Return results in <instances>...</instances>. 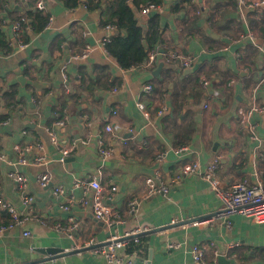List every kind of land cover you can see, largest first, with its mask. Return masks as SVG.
<instances>
[{"label":"crops","instance_id":"0c3cea01","mask_svg":"<svg viewBox=\"0 0 264 264\" xmlns=\"http://www.w3.org/2000/svg\"><path fill=\"white\" fill-rule=\"evenodd\" d=\"M2 1L12 17L34 4ZM44 1L52 22L40 32L30 31L26 46H19L10 19L3 26L13 39L10 53L0 52V86L18 93L10 122L0 127L5 155L0 158V197L32 217L23 226L0 231V264L47 261L48 255L38 250L48 247L64 250L49 256L59 264H108L93 247L138 227L151 229L141 233L140 243L117 249L125 258L134 254L137 264H144L150 249L152 264H197L192 253L196 244L209 264H223L220 256L230 260L227 264H264V224L240 214L230 225L213 222L220 202L210 183L195 174L178 178L187 163L197 161L205 168L219 158L217 174L224 188L244 179L264 181L263 121L257 114L245 123L240 113L255 103L264 106V8L248 6L256 0H162L156 12L140 14V0H129L145 33L149 16L160 15L162 43L150 65L123 69L99 47L104 38L120 32L101 24L115 11V0H79L76 7L65 0ZM89 2L100 6L91 8ZM88 46L93 50L82 57ZM173 50L193 55L192 67L170 62L166 54ZM148 84L153 90L145 92ZM139 102L145 103L148 115ZM64 115L66 125L57 127L55 122ZM108 124L112 132L105 129ZM50 129L56 131L57 142ZM101 137L114 148L105 162L99 153ZM33 142L44 144L46 163L15 166L14 146ZM67 147L72 152L63 160L61 149ZM180 147L186 149L180 152ZM163 151L167 154L159 162ZM101 165L105 196H112L107 203L123 222L108 225L76 203V232L69 236L57 230L58 224L69 223L70 213L54 193L55 185L63 184L80 198L76 179L94 175ZM156 170L169 189L148 195L146 180ZM44 171L52 176L46 187L37 180ZM9 172L27 177L30 204H23ZM112 185L118 187L116 192L110 191ZM132 200L138 202L133 213ZM88 240L95 244L73 250ZM172 242L180 246L169 247Z\"/></svg>","mask_w":264,"mask_h":264},{"label":"built area","instance_id":"2783aa9c","mask_svg":"<svg viewBox=\"0 0 264 264\" xmlns=\"http://www.w3.org/2000/svg\"><path fill=\"white\" fill-rule=\"evenodd\" d=\"M34 2V7L39 10H45L46 3L44 0H32ZM250 8H264V0H256L248 4ZM160 5L155 2H148L146 6L141 8L140 14H148L152 12H156L159 9ZM52 17L50 16L46 27L50 25L52 22ZM107 28H113L108 26ZM20 31V23L17 22L14 24V32L19 34ZM251 38H254V34H249ZM109 37L104 38L100 43L99 47H101L104 52L107 51V43L109 42ZM12 46V42L9 44ZM19 46L24 47L26 43L19 41ZM93 50L92 46H88L82 54V57H87L89 53ZM159 54V50L153 49L149 51L148 59L145 64L150 65ZM168 60L170 62L178 63L183 68H190L194 64V56L184 54L178 50L170 51L166 54ZM64 80H67V74L63 72ZM204 85L208 84V81L205 79L202 81ZM153 90V86L148 84L144 87L145 92H150ZM67 91L71 92V88L67 87ZM139 107L148 115L146 110V105L144 102L138 103ZM207 107V106H206ZM166 108L163 107L159 110V114H163ZM264 112V106H260L257 103L253 104L251 107L247 109H242L240 111L242 120L246 123H250V119L257 114H261ZM10 118L8 117L6 120H0V127L6 125L10 122ZM68 116L64 115L60 117L55 125L57 127H64L67 123ZM106 131L112 132L113 128L111 124L106 125ZM133 132V129H130ZM49 134L51 139L55 142L58 141V136L54 129L49 130ZM255 139H260L257 135H254ZM127 141V140H125ZM15 151L17 152V159L14 162L15 166L32 164V165H41L46 163V155H45V146L41 142H33L28 143L24 146L15 145ZM186 147L178 148V151L182 152ZM63 160L71 155L72 148H62ZM99 153L101 156L102 162H105L112 154L114 153V148L111 144H105L102 137L100 139V147ZM167 152L163 151L158 154V161H163ZM4 153L0 150V158H4ZM219 166V158L213 159L211 162L207 164L204 168L200 162L194 161L191 163H187L183 166L178 178L190 176V175H201L203 179L207 180L212 189L216 192L219 198V208L215 212L212 217V221H221L230 225L231 219L234 215L240 214L253 222L263 223L264 224V181L257 177L254 180H240L233 184V186L229 189L224 188L221 183L217 170ZM103 175V165H101L97 172L88 177V178H80L76 179L74 183V188L78 189L81 192V197L78 198L76 193L73 190H67L63 184H57L54 187V193L59 196L62 201L63 208L70 213L68 217V224L61 225L58 224L56 226L57 230L72 236L74 232L78 229V222L76 221L75 216L72 214L73 206L76 203H81L85 208H90L91 215L94 216L97 220L106 222L108 225H113L117 223L123 222V218L117 209L112 207L107 203L108 199H112V196L109 194L105 196V189L101 183V178ZM8 176L12 178L19 190L21 191L23 204L28 205L33 201V197L30 196L27 192L28 190V182L27 177L24 174L19 172H9ZM38 182L41 186L46 187L50 183H52L51 173L48 171L41 172L37 178ZM178 180V179H176ZM175 180V181H176ZM148 185V195L154 194L156 192H163L164 194L168 192L169 187L164 184L159 175V170H156L155 173L147 178L146 180ZM118 190L117 186L112 185L110 187L111 192H116ZM138 206V202L136 200H132L129 203V211L133 213ZM0 208L2 210H8L11 213V216L14 219V222L7 225L2 226L0 231H4L10 229L14 226H23L25 223L32 217L29 214L22 213L15 205L11 204L7 200L0 197ZM173 223H176L173 220ZM151 228L148 227H138L132 231L126 232L122 236L113 235L110 236L103 244L95 245L92 249V252L96 255H102L105 257L108 264H137L136 256L131 254L127 258L118 253L117 249L119 247L129 246L132 243H140L141 241V233L149 230ZM25 236L30 235V231L24 232ZM95 243L93 240H88L84 242L83 246L80 244H75L73 246V250H81L86 246H93ZM180 246L177 242H172L169 244V247L178 248ZM193 258L197 264H209L205 260V252L203 248L196 244L192 248ZM28 264H59L56 260H47V261H34Z\"/></svg>","mask_w":264,"mask_h":264},{"label":"trees","instance_id":"16d2710c","mask_svg":"<svg viewBox=\"0 0 264 264\" xmlns=\"http://www.w3.org/2000/svg\"><path fill=\"white\" fill-rule=\"evenodd\" d=\"M118 4L115 11L107 19H102L103 26L116 27L120 32L109 37L107 43V51L112 55L123 69H129L146 63L149 51L156 49L162 43L161 20L159 14L150 15L149 29L145 33L143 27L135 17L133 9L129 4V0H115ZM71 6L79 5V0H65ZM141 2V3H140ZM140 7L145 6L148 2H155L160 5L162 0H140ZM91 8L99 7L98 3L92 4ZM29 5V9L23 13H17L12 17L8 8L4 5V1L0 0V52L10 53V42L12 34L3 32V26L9 22L14 26L16 22L20 23L19 34L14 37L23 43H28L31 39V32H40L48 23L50 15L44 10H39ZM177 10V7H174ZM6 12L4 15L2 13ZM12 26V27H13ZM126 30L127 34L122 35L121 31ZM31 31V32H30ZM18 90L14 87L5 88L0 86V120H5L10 116L11 110L16 106ZM14 222L11 213L3 210L0 217V228Z\"/></svg>","mask_w":264,"mask_h":264},{"label":"water","instance_id":"95a60500","mask_svg":"<svg viewBox=\"0 0 264 264\" xmlns=\"http://www.w3.org/2000/svg\"><path fill=\"white\" fill-rule=\"evenodd\" d=\"M258 117H260L263 121L262 123V126L264 127V114H258ZM12 169L15 170L14 167H11ZM39 252L45 254V255H48V257L46 259H51V258H55L54 256L52 257H49L50 255H55V254H58V253H62L64 250L63 249H60V248H56V247H48V248H39L38 250ZM220 261L223 263V264H227V263H230V260L227 259L226 257L224 256H220L219 257ZM153 263V249H150V254H149V257L148 259L144 262V264H152Z\"/></svg>","mask_w":264,"mask_h":264}]
</instances>
